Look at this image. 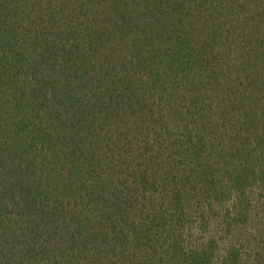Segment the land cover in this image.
<instances>
[{
	"label": "trees",
	"instance_id": "1",
	"mask_svg": "<svg viewBox=\"0 0 264 264\" xmlns=\"http://www.w3.org/2000/svg\"><path fill=\"white\" fill-rule=\"evenodd\" d=\"M0 264H264V0H0Z\"/></svg>",
	"mask_w": 264,
	"mask_h": 264
}]
</instances>
